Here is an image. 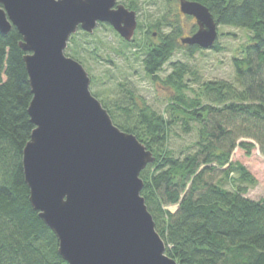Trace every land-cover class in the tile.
Returning a JSON list of instances; mask_svg holds the SVG:
<instances>
[{
  "label": "trees",
  "instance_id": "obj_1",
  "mask_svg": "<svg viewBox=\"0 0 264 264\" xmlns=\"http://www.w3.org/2000/svg\"><path fill=\"white\" fill-rule=\"evenodd\" d=\"M193 1L208 6L219 25L249 30L250 43L233 58L235 80H208L195 88L192 78L186 79L195 72L180 62L161 78L159 72L180 49L189 56L202 50L181 44L180 26L163 14L149 27L139 22L148 41L132 44L144 50L146 74L172 90L164 113L140 105L123 84L122 100L112 106L101 102L114 123L156 157L141 172L142 195L170 257L178 264H264V199L244 196L257 180L244 164L231 160L236 147L250 154L258 144L264 154V0ZM127 6L137 8L135 1ZM165 25L170 31L160 32L154 42L152 29ZM22 39L15 26L8 34L0 32V264H68L57 236L33 208L25 181L23 151L35 125L28 111L33 95ZM212 49L224 47L217 40ZM175 128L195 132L187 152L169 147ZM218 170L223 176L215 181ZM229 183L233 189L226 187Z\"/></svg>",
  "mask_w": 264,
  "mask_h": 264
},
{
  "label": "water",
  "instance_id": "obj_2",
  "mask_svg": "<svg viewBox=\"0 0 264 264\" xmlns=\"http://www.w3.org/2000/svg\"><path fill=\"white\" fill-rule=\"evenodd\" d=\"M198 29L183 45L211 49L219 24L199 1L179 0ZM110 24L134 40L136 11L119 0H0V32L15 26L32 92L35 128L23 151L30 202L68 264H178L142 195L152 150L117 126L91 92L84 66L65 54L79 30Z\"/></svg>",
  "mask_w": 264,
  "mask_h": 264
},
{
  "label": "rangeland",
  "instance_id": "obj_3",
  "mask_svg": "<svg viewBox=\"0 0 264 264\" xmlns=\"http://www.w3.org/2000/svg\"><path fill=\"white\" fill-rule=\"evenodd\" d=\"M135 1L138 24L142 22L145 27L156 23L162 15H166L173 26L179 25L182 37L189 36L198 27L196 19L180 11L179 2L175 0H119L127 6L128 2ZM128 7V6H127ZM196 27V28H195ZM170 27L162 26L160 29H152L155 34L154 42H159V33H167ZM218 40L224 47L222 51L203 49L189 56L185 53L187 49H180L163 66L159 72L161 78L173 71V63L180 62L186 64L195 73L186 75V79L192 78L191 85L195 88L201 83L214 79L235 80L234 56H238L244 47L250 43L249 30L245 27L230 25H219ZM147 29H138L135 33L134 41L126 42L109 25L100 24L96 30L90 34H84L82 30L77 32V37L73 41L71 38L65 54L79 61L91 77L90 90L100 100L112 106L114 100H122L124 91L121 90L123 84L134 94L135 101L140 105L146 103L160 113H164L168 99L172 90L161 80H153L146 74L144 67V50L132 44L148 41ZM78 43V44H77ZM243 55V54H242ZM196 77V81L194 80ZM195 132L185 134L180 128H175L169 140V147L187 152L193 147ZM247 141H255L248 139ZM257 144V143H256ZM231 160L244 164L256 178L257 183L250 186L244 196L252 200L264 199V154L259 145L248 154L246 150L236 147L231 155ZM223 176L222 170H218L213 175V180L217 181ZM233 189V186L226 185ZM172 212L177 210V205L167 206Z\"/></svg>",
  "mask_w": 264,
  "mask_h": 264
}]
</instances>
